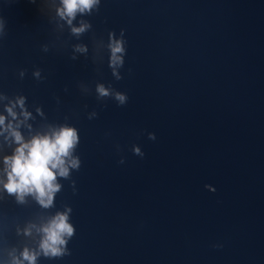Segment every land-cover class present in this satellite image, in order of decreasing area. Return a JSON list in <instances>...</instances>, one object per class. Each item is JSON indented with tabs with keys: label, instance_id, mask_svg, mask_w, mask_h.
<instances>
[{
	"label": "water",
	"instance_id": "95a60500",
	"mask_svg": "<svg viewBox=\"0 0 264 264\" xmlns=\"http://www.w3.org/2000/svg\"><path fill=\"white\" fill-rule=\"evenodd\" d=\"M58 4L0 0V91L27 97L33 132L74 125L81 167L61 179L51 209L0 184V264L35 249L38 233L24 229L65 204L70 254L38 264H264V0H101L74 21L92 24L79 39ZM121 29L116 80L101 42ZM76 43L88 54L73 60ZM96 83L127 102L98 100ZM14 147L0 135V169Z\"/></svg>",
	"mask_w": 264,
	"mask_h": 264
},
{
	"label": "clouds",
	"instance_id": "9594fccd",
	"mask_svg": "<svg viewBox=\"0 0 264 264\" xmlns=\"http://www.w3.org/2000/svg\"><path fill=\"white\" fill-rule=\"evenodd\" d=\"M100 4L101 0H59L55 11L59 19L68 26L70 35L79 39L92 28V24L86 19H81L78 24L74 21L78 16L84 17L98 11ZM2 33L3 22L0 21V34ZM101 45L109 52L108 66L113 77L120 80L122 77L119 69L124 65L126 54L124 29L120 30L119 36L110 31L107 43L101 42ZM72 49L73 60L77 59V54H88V46L84 43H76L72 45ZM42 50L47 52L49 46L43 44ZM18 75L23 79L26 69H20ZM32 75L37 80L44 78L39 68H35ZM80 88L85 93L91 91L83 83ZM95 92L98 100L111 97L119 105H124L128 99L126 93L114 89L110 84L105 86L104 83H96ZM0 109V135H4L5 141L15 145L11 154L2 158L0 184L19 203H24L25 198L31 196L42 208H54L55 197L62 190L61 179L70 180L72 171H78L81 167V159L76 154L80 142L78 129L67 122L48 123L43 130L33 132V126L28 121L35 120L36 117L29 110L27 97L23 94L9 96L0 91ZM35 111L41 117L45 115L38 105L35 106ZM96 115L92 111L88 113V118L92 119ZM22 127L29 130L28 138L21 131ZM148 136L153 140L156 138L155 133L150 132ZM132 150L141 157L144 155L138 145H133ZM123 162L121 158L120 163ZM71 183L75 191V181L72 180ZM71 213L72 207L65 204L63 210H57L41 224L27 226L24 229L25 235H31L33 228L39 235L37 247H25L19 256L12 254L10 264H38L41 257L57 259L69 255L68 242L75 234Z\"/></svg>",
	"mask_w": 264,
	"mask_h": 264
}]
</instances>
